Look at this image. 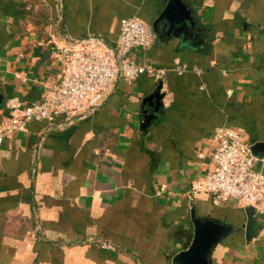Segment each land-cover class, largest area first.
Listing matches in <instances>:
<instances>
[{
	"label": "crops",
	"instance_id": "0c3cea01",
	"mask_svg": "<svg viewBox=\"0 0 264 264\" xmlns=\"http://www.w3.org/2000/svg\"><path fill=\"white\" fill-rule=\"evenodd\" d=\"M182 1L197 45L160 19L169 0H0V124L59 84L52 48L89 36L114 46L126 18L155 39L137 61L164 71L120 81L90 115L30 122L4 141L0 264H173L193 240L192 212L232 227L210 264H264V213L248 243L245 208L189 192L212 166L217 128L264 143V0ZM160 81L163 107L142 130Z\"/></svg>",
	"mask_w": 264,
	"mask_h": 264
},
{
	"label": "built area",
	"instance_id": "2783aa9c",
	"mask_svg": "<svg viewBox=\"0 0 264 264\" xmlns=\"http://www.w3.org/2000/svg\"><path fill=\"white\" fill-rule=\"evenodd\" d=\"M155 39L139 18H126L114 46L102 38H72L52 48L51 55L61 65L60 82L40 102L15 109L0 124V147L26 124L47 121L60 127L92 114L103 106L120 81L134 83L144 73L164 74L140 64L132 52L150 48ZM59 116L64 117L58 122ZM212 166L192 182L190 194L208 193L216 205L236 204L264 213V173L241 131L222 126L216 129Z\"/></svg>",
	"mask_w": 264,
	"mask_h": 264
},
{
	"label": "water",
	"instance_id": "95a60500",
	"mask_svg": "<svg viewBox=\"0 0 264 264\" xmlns=\"http://www.w3.org/2000/svg\"><path fill=\"white\" fill-rule=\"evenodd\" d=\"M160 19H166L171 30L175 28L174 23L179 24L180 27L175 29L178 33H184V40L192 39L196 45L201 41L200 36L195 33L198 25L196 17L182 0H169ZM162 88L163 82L160 81L155 90L142 101V130L148 129L153 120H158L165 96ZM147 106L151 109H147ZM252 150L255 154L264 151V143H256ZM245 212L247 214L245 236L246 241L251 243L259 235L260 229L256 210L253 207H247ZM192 222L194 225L193 240L187 249L175 254L173 264H210L215 247L232 232L231 226L214 219H202L197 217L194 212H192Z\"/></svg>",
	"mask_w": 264,
	"mask_h": 264
}]
</instances>
